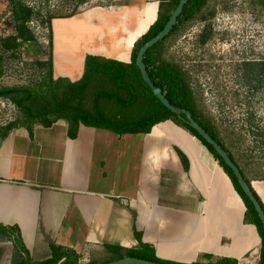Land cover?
<instances>
[{
  "label": "crops",
  "instance_id": "1",
  "mask_svg": "<svg viewBox=\"0 0 264 264\" xmlns=\"http://www.w3.org/2000/svg\"><path fill=\"white\" fill-rule=\"evenodd\" d=\"M123 1L100 0L82 19L66 21L65 41L72 47L60 55L55 38V78L81 79L88 55L132 61L135 42L157 19L159 1ZM76 43L83 45L75 49ZM82 49L78 68L69 60ZM3 131L0 264H13L17 252L32 263L48 260L53 245L76 251L80 264H101L116 257L102 255L98 262L106 245L118 242L124 249L147 244L159 258L183 264L212 258L260 263L262 239L256 225L245 222L246 205L232 179L210 149L174 120L146 134L81 125L75 139L65 119L51 127L35 124L33 135L24 126ZM251 180L264 204V179ZM18 235L27 254L15 243Z\"/></svg>",
  "mask_w": 264,
  "mask_h": 264
},
{
  "label": "trees",
  "instance_id": "2",
  "mask_svg": "<svg viewBox=\"0 0 264 264\" xmlns=\"http://www.w3.org/2000/svg\"><path fill=\"white\" fill-rule=\"evenodd\" d=\"M9 1L14 33L7 36L0 35V79L6 73L5 67L8 60L21 58L22 43L36 40V35L29 25L30 21L39 17L42 19L43 24L48 22L42 18L40 10H36L24 0ZM158 1L157 19L135 42L130 63L102 56L88 55L85 60L83 76L77 81H71L64 77L55 78L53 57L50 54L47 60L36 58L32 61L36 71L31 79L25 81V84L12 86L0 83V97L11 99L17 105L20 113L16 121L6 127L0 126V129L4 130L3 133H7L15 127L24 126L33 135L35 124L51 127L58 120L65 119L69 123V136L75 139L81 125L108 129L119 135L128 133L146 134L152 130L154 125L168 119L174 120L197 136L210 149L232 179L236 190L246 205L245 222L255 224L261 236L262 249L259 264H264V227L254 205L241 189L233 171L216 150L182 119L185 114L172 113L155 96L153 90L144 81L136 64V57L141 46L164 28L180 2V0ZM80 2L85 3L87 0H80ZM207 3L208 0H189L172 32L148 50L145 63L151 78L158 87L162 88L170 101L181 108L189 110L194 118L224 146L240 167L264 209L262 200L252 187V177L247 175L237 156L220 138L213 121L204 117V114L198 108L188 76L178 64L163 58L165 41L178 31L182 25L202 13ZM181 157L184 162H187L183 154ZM2 230V227H0V231ZM15 243L21 252L27 254L25 245L19 235L18 238H15ZM119 247L121 251L116 253V257H113L111 261L127 256H136L161 264H183L159 258L155 249L147 244H141L138 248L131 249H124L120 245ZM52 248L53 256L50 259L34 263L17 252L13 258V264H80V255L76 251H65L55 245ZM212 259L213 261L206 264H238V261L234 258ZM89 264L98 263L92 261ZM193 264L203 263L196 262Z\"/></svg>",
  "mask_w": 264,
  "mask_h": 264
},
{
  "label": "rangeland",
  "instance_id": "3",
  "mask_svg": "<svg viewBox=\"0 0 264 264\" xmlns=\"http://www.w3.org/2000/svg\"><path fill=\"white\" fill-rule=\"evenodd\" d=\"M24 1L40 10L48 22L43 24L39 17L30 21L36 40L22 43L21 58L8 60L1 84H25L36 71L32 64L36 58L47 60L51 54L54 63L55 38L60 39L59 54L69 52L72 46L65 41L66 21L74 16L82 19L83 12L100 0ZM128 2L132 6L139 3ZM10 7L9 0H0L2 36L14 33ZM105 28L109 31V24ZM81 44L73 47L79 49ZM84 53L82 49L81 55L69 61L80 68ZM163 58L178 64L188 76L198 108L216 125L218 135L247 175L264 178V0H208L202 13L165 41ZM128 219L132 222L131 217ZM118 243L107 244L98 262H102V255L108 258L120 252Z\"/></svg>",
  "mask_w": 264,
  "mask_h": 264
},
{
  "label": "water",
  "instance_id": "4",
  "mask_svg": "<svg viewBox=\"0 0 264 264\" xmlns=\"http://www.w3.org/2000/svg\"><path fill=\"white\" fill-rule=\"evenodd\" d=\"M189 0H180L178 6L173 11L170 16L168 22L164 26V28L152 39L147 41L144 45L141 46L139 52L136 57V64L139 67L142 77L144 81L149 85V87L153 90L155 96L172 112L177 115L185 114V117H182L184 121H186L197 133L204 138V140L209 143L216 152L220 155V157L225 161V163L231 168L235 177L238 180V183L244 193L249 197L250 201L255 207L256 212L263 224L264 227V209L256 197L254 191L250 187L247 182L245 176L243 175L240 167L234 161L232 156L228 153V151L224 148V146L196 119L193 114L184 108H181L175 104H173L170 99L163 92L162 88L158 87L153 79L151 78L146 63L145 57L149 49L154 47L158 42L162 41L165 37H167L175 25L178 22V19L183 14L185 6L187 5ZM102 264H161L153 260L144 259L136 256H127L124 258H120L117 260H112Z\"/></svg>",
  "mask_w": 264,
  "mask_h": 264
},
{
  "label": "built area",
  "instance_id": "5",
  "mask_svg": "<svg viewBox=\"0 0 264 264\" xmlns=\"http://www.w3.org/2000/svg\"><path fill=\"white\" fill-rule=\"evenodd\" d=\"M17 105L9 98L0 97V126L6 127L17 119Z\"/></svg>",
  "mask_w": 264,
  "mask_h": 264
}]
</instances>
